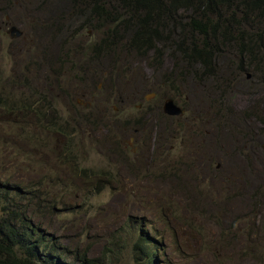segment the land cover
I'll return each instance as SVG.
<instances>
[{"label": "rangeland", "instance_id": "obj_1", "mask_svg": "<svg viewBox=\"0 0 264 264\" xmlns=\"http://www.w3.org/2000/svg\"><path fill=\"white\" fill-rule=\"evenodd\" d=\"M81 10L0 0V178L39 188L69 264H140L145 234L157 264H264V61L101 47Z\"/></svg>", "mask_w": 264, "mask_h": 264}, {"label": "trees", "instance_id": "obj_2", "mask_svg": "<svg viewBox=\"0 0 264 264\" xmlns=\"http://www.w3.org/2000/svg\"><path fill=\"white\" fill-rule=\"evenodd\" d=\"M106 34L99 46L114 42L117 32L129 35V48L155 49L157 41L176 45L182 61L211 69L219 54L236 50L242 59L264 61V0H74ZM84 11V12H85ZM108 28V29H107ZM112 34V35H111ZM261 57V59H260ZM0 178V264H69L65 252L33 222L36 213H53L36 202L38 189ZM52 237V236H51ZM159 246L145 234L135 253L157 264ZM88 255V252L86 253ZM96 259L83 258L85 264ZM75 264V263H74Z\"/></svg>", "mask_w": 264, "mask_h": 264}, {"label": "water", "instance_id": "obj_3", "mask_svg": "<svg viewBox=\"0 0 264 264\" xmlns=\"http://www.w3.org/2000/svg\"><path fill=\"white\" fill-rule=\"evenodd\" d=\"M15 30V28H12V31ZM164 112L170 116H181L183 114V109L176 104L173 99H168L164 104Z\"/></svg>", "mask_w": 264, "mask_h": 264}]
</instances>
